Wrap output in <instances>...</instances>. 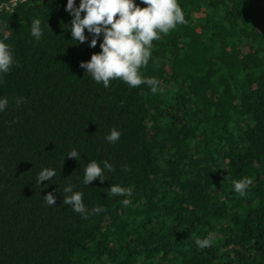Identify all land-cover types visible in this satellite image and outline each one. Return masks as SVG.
<instances>
[{"label":"trees","instance_id":"obj_1","mask_svg":"<svg viewBox=\"0 0 264 264\" xmlns=\"http://www.w3.org/2000/svg\"><path fill=\"white\" fill-rule=\"evenodd\" d=\"M178 3L185 22L153 41L140 70L160 81L156 94L118 79L105 88L80 67L102 37L72 40L67 0L0 14L15 58L0 75V264H264V0ZM91 160L114 171L86 186ZM44 168L55 176L39 184ZM245 177L241 197L232 181ZM112 184L132 195L109 197ZM68 186L87 219L63 203Z\"/></svg>","mask_w":264,"mask_h":264},{"label":"clouds","instance_id":"obj_2","mask_svg":"<svg viewBox=\"0 0 264 264\" xmlns=\"http://www.w3.org/2000/svg\"><path fill=\"white\" fill-rule=\"evenodd\" d=\"M147 7H140L136 0H80L76 6V0H67L66 10L73 17L70 31L72 40L85 43L88 37L85 30L93 38L90 47L95 48L99 44L101 51L93 54L90 61L82 62L80 67L87 70V74L105 88L110 86L113 79L122 80L130 87L147 85L153 94L159 91L160 81L154 77L147 78L141 73L152 56L153 41L159 40L162 35H167L177 25L185 22V16L178 0H140ZM83 14V15H82ZM31 35L37 40L43 35L40 19H32ZM6 39V37L4 38ZM15 63L13 51L3 39H0V75L7 74ZM24 102L22 97L16 98L17 106ZM9 104L7 97H0V113H3ZM120 132L113 128L105 139L115 144L120 139ZM67 157L80 159V153L73 149ZM114 171L113 165L108 160L103 161V167L95 160L83 169V183L89 185L99 179L104 181V171ZM55 176V170L42 169L37 176V183L51 181ZM252 184V179L245 177L232 181V190L241 197L246 195V190ZM109 197L132 195L131 188H124L119 184H112L107 190ZM65 198L63 203L72 208L85 219L88 218V210L83 203V193L74 191L72 186L64 188ZM48 206H55L56 198L52 193L44 197ZM129 199H123L122 204L128 206ZM101 212L100 207L93 209ZM213 243V234L209 233L205 238H196L198 248L210 247Z\"/></svg>","mask_w":264,"mask_h":264},{"label":"built area","instance_id":"obj_3","mask_svg":"<svg viewBox=\"0 0 264 264\" xmlns=\"http://www.w3.org/2000/svg\"><path fill=\"white\" fill-rule=\"evenodd\" d=\"M29 0H7L0 3V14L4 11L12 12L15 7H17L21 3H25Z\"/></svg>","mask_w":264,"mask_h":264}]
</instances>
